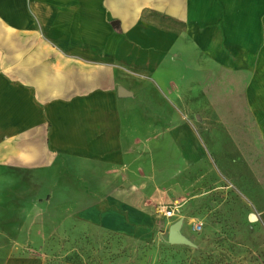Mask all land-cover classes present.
<instances>
[{"label":"crops","instance_id":"obj_1","mask_svg":"<svg viewBox=\"0 0 264 264\" xmlns=\"http://www.w3.org/2000/svg\"><path fill=\"white\" fill-rule=\"evenodd\" d=\"M180 45L200 54L203 76L212 70L241 80L264 147V0H0V221L9 222L6 229L17 230L19 186L27 194L39 188L56 159L60 185L70 161L100 168L91 179L101 189L85 190L91 200L75 211L77 220L127 235L152 231L143 206L153 164L146 157L166 150L155 148L161 137L145 134L143 118L147 109L170 108L118 96L117 89H129L126 80L137 70L170 75ZM134 116L139 122L131 128ZM168 123L171 147L177 140L171 117ZM75 180L87 186L83 174ZM180 232L186 236L182 226Z\"/></svg>","mask_w":264,"mask_h":264},{"label":"rangeland","instance_id":"obj_2","mask_svg":"<svg viewBox=\"0 0 264 264\" xmlns=\"http://www.w3.org/2000/svg\"><path fill=\"white\" fill-rule=\"evenodd\" d=\"M179 49L170 75L137 70L123 88L134 101L170 108L147 109L143 118L145 134L161 137L155 148L166 150L146 157L153 164L143 206L152 231L127 235L77 220L75 211L91 200L85 190L101 189L91 179L100 168L70 161L60 185L53 159L39 188L27 194L19 186L17 230L0 221V264H264V147L241 80L212 70L203 76L200 54L187 45ZM169 117L177 140L171 147ZM138 122L134 116L128 126ZM80 173L87 180L82 188L75 182ZM158 206L173 207L174 216L164 219ZM177 221L190 245L167 242Z\"/></svg>","mask_w":264,"mask_h":264},{"label":"water","instance_id":"obj_3","mask_svg":"<svg viewBox=\"0 0 264 264\" xmlns=\"http://www.w3.org/2000/svg\"><path fill=\"white\" fill-rule=\"evenodd\" d=\"M118 96H130L131 93L127 92L123 88L117 89ZM181 221H177L171 224L167 232V242L171 245H190L189 240H187L180 232Z\"/></svg>","mask_w":264,"mask_h":264},{"label":"built area","instance_id":"obj_4","mask_svg":"<svg viewBox=\"0 0 264 264\" xmlns=\"http://www.w3.org/2000/svg\"><path fill=\"white\" fill-rule=\"evenodd\" d=\"M156 212L164 219H170L174 216L173 207L171 206H158ZM195 230L198 231L199 227H196Z\"/></svg>","mask_w":264,"mask_h":264}]
</instances>
